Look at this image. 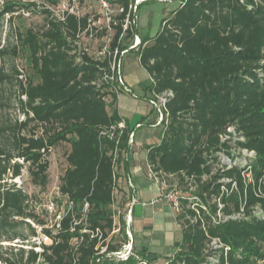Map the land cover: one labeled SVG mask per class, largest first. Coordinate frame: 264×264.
I'll list each match as a JSON object with an SVG mask.
<instances>
[{"label": "trees", "instance_id": "trees-1", "mask_svg": "<svg viewBox=\"0 0 264 264\" xmlns=\"http://www.w3.org/2000/svg\"><path fill=\"white\" fill-rule=\"evenodd\" d=\"M120 1L127 9L129 0ZM177 1L136 50L151 78L149 98L165 97L159 142L146 145L147 165L178 192L181 242L162 264H264V0ZM34 7L6 0L0 21ZM40 13L43 24L16 30L11 46L8 37L1 44L0 32V264H96L127 241L111 242L112 206L118 165L128 172L132 132L109 110L120 90L105 78L107 61L85 55L75 62L69 53L86 19L69 15L60 22L46 8ZM20 53L29 68L24 75L13 64L5 67L6 57ZM228 127L242 140L221 142ZM60 145L67 146L66 166L50 202L64 209L49 228L37 208L40 197L12 180L25 169L42 194L49 155ZM40 235L49 243L24 248L28 237ZM133 250L116 264L157 259L139 251L135 260Z\"/></svg>", "mask_w": 264, "mask_h": 264}, {"label": "rangeland", "instance_id": "rangeland-1", "mask_svg": "<svg viewBox=\"0 0 264 264\" xmlns=\"http://www.w3.org/2000/svg\"><path fill=\"white\" fill-rule=\"evenodd\" d=\"M6 0H0V10ZM21 2H33L36 7L31 8L30 11H23L18 9L14 16L20 14V17L14 18L11 22L8 20L9 15L5 14L3 19L0 21V32H1V44L6 41V37L9 38V46L15 43L16 39L14 33L16 30L26 27L39 28L43 24V15L40 13L42 8H47L50 6L48 0H20ZM139 0H134L136 3ZM119 0H112V4L118 3ZM81 7L89 11L90 15L93 16L94 20L97 22L98 18H101V10L97 5L95 0H80ZM87 5H90L88 8ZM178 5L177 0H144L140 1L135 14V25L136 31L139 37H153L157 31L160 29L161 22L166 18L169 12ZM103 32L98 34L100 37ZM6 43V42H5ZM14 65L19 70H23L22 75L29 71L27 64L25 62V57L23 54H19L17 57L5 58V67L9 69V66ZM122 78L126 84L127 90L119 87L120 92H118L117 100L109 110L116 109L118 114L123 118L124 123L131 130L132 134L129 137L128 142V158L127 161L129 166L137 165L140 166L142 171L145 173L146 169V145L155 144L159 142V136L161 132V127L153 123L158 119V112L154 104L152 103L149 91L146 86L151 83V78L147 71L139 64L136 55V50L128 51L122 59ZM159 105L162 101H157ZM12 112V111H11ZM13 116L14 113L12 112ZM17 114V113H16ZM67 151V146L60 145L54 148L49 155V183L46 189L41 194L37 188L32 187L28 181V175L26 170L22 171L21 177L15 178L12 181L16 183L17 186L23 187L25 191L29 194H35L36 197H40L41 202L37 203V208L46 214L47 226L51 228L52 224L57 220L56 214H62L64 205L58 206L56 208L55 204L52 205L51 209L48 202L51 200L52 196L56 192V187L59 182V176L62 174L66 164L64 155ZM134 161V162H133ZM131 171V167L129 169ZM132 172V171H131ZM130 172V173H131ZM133 173V172H132ZM131 173V180L133 182L132 187L128 181L127 172L124 169L123 162H121L117 167V177L115 181V191H114V204L112 209L115 212V228L112 235L111 242L114 244H121L124 242L125 238L129 239L133 237V232L131 230L132 220L130 221V228L128 230L129 236L127 237V231L125 229V220L128 213V205H121L123 200L134 197L135 210L134 218L144 220L145 224L149 221V216H151V210L157 208L158 204L150 205L149 203L156 199L157 197L163 196L166 204L172 205L171 201H168L164 196L171 193L173 188H164L162 192H157L146 190V188L154 181L146 177H134ZM173 179L167 180L168 184L173 185ZM134 189V193L132 190ZM129 202V203H130ZM141 202L145 205L142 206ZM128 203V204H129ZM49 206V207H48ZM175 211V210H174ZM176 214V213H175ZM164 219V230L157 232L150 231H140L134 233L135 247L134 255L132 257L135 260L141 257L139 250L142 251V242L145 245V253L149 256H156L157 259L151 264H162L165 259L169 257L178 248L181 242L180 229L173 219V214L169 213L165 215ZM131 218V217H130ZM153 221V219H152ZM124 223V230L118 231V227ZM39 232L40 229H37ZM26 233V231H25ZM43 235L38 237H28V242L25 243L24 248H29L31 244H38L39 241L49 243V240L44 241ZM2 244H8L3 242ZM12 245V244H11ZM123 245V244H122ZM122 245L120 249L122 248ZM19 246V245H17ZM34 251H41L39 247L33 249ZM103 249L101 250V252ZM171 255V256H172ZM150 258L148 257L147 260ZM96 264H116L120 260H117L116 256L110 253L105 254L102 257L96 258Z\"/></svg>", "mask_w": 264, "mask_h": 264}, {"label": "built area", "instance_id": "built-area-1", "mask_svg": "<svg viewBox=\"0 0 264 264\" xmlns=\"http://www.w3.org/2000/svg\"><path fill=\"white\" fill-rule=\"evenodd\" d=\"M95 1L101 10V18H98L97 22L94 20L93 16L89 14V11L81 7L80 0H55V3L50 2L51 5L47 6L46 9L50 11L51 17L60 22L64 21L69 15H73L77 19L85 18V25L83 27L78 26L74 37L69 40V53L74 57L75 62H80L85 55L93 60H106L108 63L109 72L107 75H105V78L114 80L119 87L121 86L127 90L126 84L122 78V59L128 51L137 50L141 44V39L136 31L135 11L140 1L144 0H139L136 3H134V0H129L127 9H125L120 0L116 4H112V0ZM87 7L89 8L90 5H87ZM118 28H120V31L115 38ZM101 32H103V34L98 37V34ZM129 32L130 35L128 37ZM122 45L125 47L120 49V46ZM159 100L162 101L161 105H159L157 101L151 100L158 112V119L155 122L156 125L161 122L164 115L162 110L163 103L165 101L164 95L159 97L158 101ZM229 139L242 140L241 137H238L232 127H228L226 132L220 136L221 142L227 141ZM239 151L243 154L253 155L252 151L248 152L245 149L238 150V152ZM221 157L224 161V164L227 165V167H230L231 164L229 159L223 154H221ZM155 179L158 181L157 178ZM161 185L163 186V189L167 188L164 184L161 183ZM177 196L178 192L174 190L164 196L168 201H171L175 210L177 206ZM161 198H163V196L156 198L152 203L157 202ZM134 201L135 200L132 198L131 202L128 204V213L125 220L127 237L130 235L128 232L131 221L129 210L131 205L134 204ZM48 204L51 209L53 203L49 201ZM84 207L86 208L87 204H85ZM60 218L61 214H56V221H58ZM113 219L115 221V215ZM42 239L44 241L48 240L46 236H43ZM131 242L132 238L130 237L122 245L120 250L116 252H110V254L116 256L117 260H127L128 257L133 254ZM142 263L145 264V262Z\"/></svg>", "mask_w": 264, "mask_h": 264}, {"label": "crops", "instance_id": "crops-1", "mask_svg": "<svg viewBox=\"0 0 264 264\" xmlns=\"http://www.w3.org/2000/svg\"><path fill=\"white\" fill-rule=\"evenodd\" d=\"M123 124H124V122L122 123V125ZM125 157H126V160H127L128 153L125 154ZM130 167H131V171L133 173L131 171H129ZM145 167H146V169H145V173H144L140 166H137V165L129 166L128 172H127V177H128V181H129L130 185L132 187H134L133 186L134 184H133V182L131 180V173H132V175L134 177H138V178L146 177L149 180L152 179L154 181V183H152V185L148 186L146 188V190H149L150 192L151 191L157 192V189H158L159 192H162L163 186L150 173L148 165H147V161H146V166ZM134 189L135 188H133V193H134ZM132 198L135 199L134 197H132ZM154 200L155 199H153L149 204L152 205V206L155 205V204H158V205H157V208L151 210V216H149L150 219L147 222V224H145L144 220H140V219H137V218L135 219L134 218V213L133 212L135 210V203H136V201H134L132 214H131V220H132L131 230L133 232L132 242H133V246L134 247H135L134 233H137V232H140V231H150V232L154 231V232H157V231L164 230V225H163L164 221L163 220L166 219L165 215H168L169 213L173 214V219H175V211H174L175 209H174V207H172L169 204L167 205L163 198H161L157 202L152 203ZM141 205L144 206L145 204L143 202H141ZM152 219H153V221H152ZM175 221H176V219H175ZM143 242H142V251L145 252V245H144ZM178 250H179V246L173 252V254L175 252H177ZM139 251H141V250H139ZM171 255L169 257H171Z\"/></svg>", "mask_w": 264, "mask_h": 264}, {"label": "water", "instance_id": "water-1", "mask_svg": "<svg viewBox=\"0 0 264 264\" xmlns=\"http://www.w3.org/2000/svg\"><path fill=\"white\" fill-rule=\"evenodd\" d=\"M132 209H133V205H131L130 210H129L130 215L132 214ZM131 247H133V242H131Z\"/></svg>", "mask_w": 264, "mask_h": 264}]
</instances>
